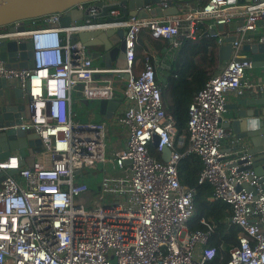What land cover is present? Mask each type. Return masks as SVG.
<instances>
[{"label": "built area", "instance_id": "obj_1", "mask_svg": "<svg viewBox=\"0 0 264 264\" xmlns=\"http://www.w3.org/2000/svg\"><path fill=\"white\" fill-rule=\"evenodd\" d=\"M170 1L162 0V8ZM88 13L91 19L68 27L48 26L57 23L58 13L25 32L0 27V38L31 40L34 63L31 69L10 68L0 59V78L14 79L29 98V117L3 124L0 131L33 130L39 140L25 156L14 150L0 158V264H207L216 255L208 244L210 232L188 229L194 190L179 181L177 172L180 158L190 154L202 163L198 182L212 187L208 199L231 208L238 243L228 250L226 264H264V185L253 169V156L237 149L236 139L231 137L232 149H222L223 139L231 136L222 118L227 92L264 90V76L247 79L250 63L234 59L243 57L238 50L244 34L264 23V0H207L191 9L142 17H122L112 9L110 21L95 9ZM235 16L244 21L235 28L232 57L194 96L186 131L178 135L156 80L155 55L143 51V67L135 68L139 33L176 48L181 34L198 39L200 23L226 24ZM107 27L125 30L123 69L93 66L80 41L70 45L72 34ZM119 72L127 73L124 108L108 120L92 114L78 119L73 103L114 98ZM109 121L122 128L124 140L106 156ZM165 148L167 161L160 157ZM107 162L117 173L104 171L99 190L85 196L88 169L96 174L98 164Z\"/></svg>", "mask_w": 264, "mask_h": 264}, {"label": "water", "instance_id": "obj_2", "mask_svg": "<svg viewBox=\"0 0 264 264\" xmlns=\"http://www.w3.org/2000/svg\"><path fill=\"white\" fill-rule=\"evenodd\" d=\"M162 0H118L114 3L104 4L103 0H0V27H6L8 32H25L27 26L26 20L45 17L50 14L58 13V21L55 24H49V27H68L75 24V21L91 19L92 15L88 12L91 9L97 10L100 17L105 21L113 18L108 15L112 9H118L121 16H146L168 14L177 11V8L169 2L170 9L163 11L160 4ZM229 3H242L244 0H228ZM81 3H90L91 6L82 10L78 8ZM151 6L147 10V7ZM219 30H222L224 24H216ZM216 35L215 27H211L204 33ZM124 29L104 28L79 31L70 36V45L76 41H80L86 49V53L92 57H101L104 65L111 66L112 61L117 68H125L124 55ZM181 34L179 39H183ZM235 35H229L219 41L216 47L218 59L222 62L228 60L232 56L231 42L235 40ZM33 45L29 39H6L0 38V59L5 61V66L10 68L31 69L33 63ZM73 49V48H72ZM242 49L247 51L249 55L243 57H234L238 61H247L250 67L255 70L264 68V42L245 43ZM116 77L127 78V73L119 72ZM28 89V86L26 87ZM28 96L21 88L16 86L14 79L0 78V126L13 125L20 123L23 119L29 117L28 112ZM87 106L90 101L82 100ZM97 109V115L105 120L111 118L114 111L120 106L121 102L114 98L99 99L94 101ZM251 105L259 108L260 113L257 119L249 121L245 119L243 111H239L237 115L230 116V121L224 123V126L230 128L233 137L238 141L237 149L244 148L245 152L251 154L254 158L253 169L260 177V181L264 185V119H260L264 115V95L256 97L249 101ZM228 108V106H226ZM227 110V109H226ZM257 109V113L259 112ZM225 113L224 115H227ZM261 114V115H260ZM241 117V118H240ZM39 140L33 130L19 131L14 134L12 130L0 131V158L10 155L11 151L19 150L21 156L31 152L32 146L38 145ZM152 146L157 145V136L152 137ZM28 146V147H27ZM169 149L165 148L160 157L163 161L168 159ZM22 163V161H20ZM13 173L14 170H10ZM97 191L99 190V186Z\"/></svg>", "mask_w": 264, "mask_h": 264}, {"label": "trees", "instance_id": "obj_3", "mask_svg": "<svg viewBox=\"0 0 264 264\" xmlns=\"http://www.w3.org/2000/svg\"><path fill=\"white\" fill-rule=\"evenodd\" d=\"M206 1L200 0L197 5L201 6ZM25 22L27 27H41L44 26V17ZM215 40L214 36L204 37L201 35L195 41L183 38L179 39L178 47L174 48L165 39H154L143 30L139 33L135 51L136 58L141 62L138 69L143 67L145 56L143 51L163 58L164 65L160 68V75L156 72V80L161 86L164 107L173 117L178 135L186 131L190 102L209 77L215 73ZM122 82L121 77L114 80L117 85L122 86ZM179 150L182 151L183 147ZM151 152L157 158L159 157L153 148H151ZM201 167V160L195 154L184 155L177 165L179 181L194 190L192 201L194 216L188 223V229L190 231L209 230L208 244L215 248L216 255L207 264H226L228 250L238 243L237 227L229 220L231 208L228 204L220 200L208 199L212 194V187L208 183L198 182ZM86 183L88 190L85 196L94 195L97 192V185Z\"/></svg>", "mask_w": 264, "mask_h": 264}, {"label": "crops", "instance_id": "obj_4", "mask_svg": "<svg viewBox=\"0 0 264 264\" xmlns=\"http://www.w3.org/2000/svg\"><path fill=\"white\" fill-rule=\"evenodd\" d=\"M116 1H118V0H103V3L104 4H108V3H113V2H116ZM198 1H200V0H174V1H172V5L174 7H176L177 10H187V9H191V8H194V7L198 6L197 5ZM170 8H171V6L169 5V6L165 7V8H163V11H166L167 9H170ZM243 21H244V16L231 17L229 22L224 24V27H223L222 30H219L216 25H208V24L211 23V21H205L203 23H200L199 26H198L200 28L199 29V35L204 36V37L213 36V35H209L208 33L204 35V33L207 32L209 28L215 27L216 35L214 37L216 38L215 41H216V47H217L218 44H219V41L222 40L224 37H227L229 35L237 36L235 28H236L237 25L241 24ZM31 25H33L32 22H31ZM261 37L263 38L262 42H264V23L263 22H259V29H258L257 32H246L244 34V39L245 40L242 42L241 47L238 50V55L239 56L249 55V53L247 51L242 49V46L245 43H249V44L257 43L259 41V38H261ZM216 47H215V51H214L215 52V71H214L215 73H217L220 70V67L226 61L225 60V61L221 62L218 59V56H217V53H216ZM87 56H88L87 58H88L89 62L93 66H98V67H116L115 64H114V61H112L111 66H106V65H104V62H103L101 57H92L90 54H87ZM155 57H156V60L154 61L155 68H156V70H157V72L159 74L161 72L160 68L162 67V65H164L163 58H159L156 55H155ZM140 63H141L140 60L138 58H136V63H135V68L136 69H138V67L140 66ZM256 76H260V77L264 76V68H261V69H258V70H255L254 68H249L246 71V78L247 79L254 80ZM115 78H117V77L115 76ZM261 95H264V90H261V91H250V90H246L245 89L241 95H237V94H235V93H233L231 91L227 92V94H226V98H227L226 106H228V108H225V113H228V114L224 115V113H223V117H222L223 121H224L223 123H226L227 121L229 122L230 119H231L230 116H233L234 114L237 115L239 111H243V113H244L243 117L245 119L249 120V121H252L253 119H257V117H259V113H260L259 108L254 107L253 105H251L248 102L253 100V99H256V97H259ZM114 99L119 100L121 102V104L119 106V110H122L124 108V106L126 105V101H125V98L123 96V87L121 85H117L115 83H114ZM73 105H76L78 108L81 107V106L82 107L83 106L87 107V105L85 103H83L82 100L79 101V103H75L74 102ZM73 105H72V107H73ZM257 109L259 110L258 113H257ZM91 114L93 115V113H91ZM91 114L87 115L86 117L90 116ZM98 117L100 118V116H98ZM260 119H264V115H261ZM101 120H105V119H103L101 117ZM109 125H111L114 128L116 127V129H117L115 131V134L120 137V144H118V147H115V149H118V148L122 147L123 140H124V136H123L124 134H123L122 128H120L119 126L111 123L110 121H109ZM228 129L231 131V136L224 138L223 141H222V149L226 150V151L232 149V145H231V142H230L232 140L231 137L235 139V137H233L232 130L230 128H228ZM240 150L245 151L243 147H241ZM113 173H117V172L115 171ZM229 220H230V218H229Z\"/></svg>", "mask_w": 264, "mask_h": 264}, {"label": "rangeland", "instance_id": "obj_5", "mask_svg": "<svg viewBox=\"0 0 264 264\" xmlns=\"http://www.w3.org/2000/svg\"><path fill=\"white\" fill-rule=\"evenodd\" d=\"M26 25V22H25ZM73 110L76 112V117L78 119H83L84 117H86L87 115L93 113L95 119L97 118V120H100L101 117L99 118L97 115V109L95 107V103L94 101H91L90 106H81V107H77L76 105H73ZM108 130H107V134L105 136V141H106V156H110L111 155V151L115 148L118 147V144H120V137L118 135L115 134V131L117 130L116 127H112L111 125H109L108 123ZM107 171V173H113V172H117V167L109 162L105 163V164H98V171L95 174V172L92 169H88L86 176L84 177V181L92 183L93 185L97 184V182L100 181V179L102 178L103 172ZM82 177H77V180H81Z\"/></svg>", "mask_w": 264, "mask_h": 264}]
</instances>
